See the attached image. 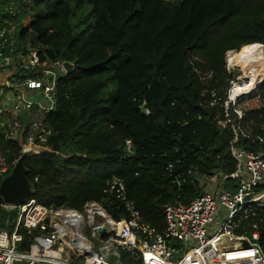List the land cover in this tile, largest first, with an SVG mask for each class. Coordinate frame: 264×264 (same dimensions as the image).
Returning <instances> with one entry per match:
<instances>
[{"label":"trees","instance_id":"obj_1","mask_svg":"<svg viewBox=\"0 0 264 264\" xmlns=\"http://www.w3.org/2000/svg\"><path fill=\"white\" fill-rule=\"evenodd\" d=\"M28 1L37 16L22 26L27 13L10 12L22 0H0V30L15 26L0 58L19 55L13 64L24 65L35 52L38 59L27 70L5 67L17 70L8 80L35 79L57 61L72 63L74 71L57 78L53 110L31 107L49 134L44 142L35 137L25 154L31 116L8 110L9 89L2 90L0 156L8 163L22 158L27 199L80 212L96 202L116 222L131 221V207L140 224L162 233L164 205L199 197V181L220 179L223 189L237 191L231 148L258 151L264 145L235 139L231 108L230 122L222 125L233 78L226 53L264 52V0ZM243 101L237 103L245 113L241 127L264 136V85ZM10 118L21 124L16 139L7 137L6 123L1 126ZM115 179L122 193L110 189ZM15 218V210L0 207V229L11 232ZM251 222L264 250V211L242 225ZM30 242L26 236L23 248ZM120 260L129 262L128 255L121 252Z\"/></svg>","mask_w":264,"mask_h":264},{"label":"built area","instance_id":"obj_2","mask_svg":"<svg viewBox=\"0 0 264 264\" xmlns=\"http://www.w3.org/2000/svg\"><path fill=\"white\" fill-rule=\"evenodd\" d=\"M10 12H15V9L11 8ZM11 26L8 23V28L0 30V49L7 44L6 35H13L9 32ZM18 58L19 55L0 59L3 60L0 73L4 72V66ZM8 59H12V63L7 62ZM27 63L15 64L24 70L37 67L35 52L27 56ZM61 63L53 62L35 79L21 83L9 81L11 85L6 81L0 88V96L3 89L13 87L21 92V97L24 89L34 91L42 99L41 102L46 104L48 101V105L25 101L23 97L21 100L16 94V111L30 110L34 105L40 113L53 110L56 80L65 74ZM232 80L223 105L226 120L222 125L230 122L231 108L236 116L232 122L235 139L242 136L251 143L264 145V136H252L241 127L245 113L237 108L241 98L251 93L256 96L258 88L233 96L239 85ZM4 123L8 125L7 137L18 138L21 124L10 119L2 122L1 126ZM37 123L30 125L32 133L26 137L21 150L23 154L32 150L35 137L39 142H44V137L49 134ZM126 147L130 150L129 141H126ZM231 155L236 162L232 176L238 181L237 191L231 193L223 189L220 179L212 183L199 181L202 190L199 197L187 203L176 199L164 205L165 228L162 233L140 224L137 213L131 207L132 220L116 222L96 202L86 203L81 212L65 206L45 207L32 198L16 205L0 204L7 211H16L13 230L0 229V264H264L257 223L251 222L247 227L242 225L264 211V150L231 148ZM19 158L8 163L0 156V184L10 175ZM115 187L118 188L117 193H122L123 185L119 180H113L110 189ZM96 219L101 221L97 222ZM102 227L104 231L99 233L97 230ZM239 229L242 232L237 233ZM85 231L89 237L83 235ZM26 236L30 237L31 242L23 248ZM90 239L98 242L96 248ZM121 252L128 255L129 262L120 260Z\"/></svg>","mask_w":264,"mask_h":264},{"label":"rangeland","instance_id":"obj_3","mask_svg":"<svg viewBox=\"0 0 264 264\" xmlns=\"http://www.w3.org/2000/svg\"><path fill=\"white\" fill-rule=\"evenodd\" d=\"M15 11H20L21 13H27V16L25 17V18H23L22 19V21H21V24H22V26H28L29 25V23L34 19V17H36L37 16V13L35 12V11H33L32 10V5H31V3L28 1V0H22V3H19L18 5H17V8H16V10ZM14 28H15V26H11V28L9 29V32H10V35H12V34H14V32L13 31H15L14 30ZM262 51H263V49H262ZM231 53L230 54H234V53H238V52H235V51H230ZM229 54V52H227L226 53V67L228 68V70L230 71V73L233 75V82L235 83V84H238L239 86H243V85H246L247 83H250L252 80H254V78L256 77V73L255 72H246V75H247V77L240 71V68L238 67V66H232V67H230L229 65H228V62H227V59H228V55ZM238 54H242L241 56H246L247 54H244V53H238ZM263 56H264V52H263ZM1 59V58H0ZM7 62L8 61H10L9 63H12V59H8V60H6ZM6 62V63H7ZM13 65H16V64H13L12 63V65L11 66H13ZM2 66H3V60H0V70H1V68H2ZM7 66H9V65H7ZM7 66H4V72L3 71H1V73H0V86L2 85V84H4L6 81H8L9 82V80H8V77H10V75L11 74H15V72L17 71L14 67H11L9 70H5V67H7ZM263 70H264V68H263ZM3 74V75H2ZM9 85H11V83L9 82ZM257 85V84H256ZM264 85V73H263V80L258 84V86H256L257 88H258V91L260 90V88L262 87ZM10 87V86H9ZM51 87V86H50ZM253 87H254V85H253ZM252 87V89H254ZM258 91H257V93H258ZM24 92V94H22V97H23V99L25 100V101H35V102H39V103H41L42 105H48V101L46 102V104H44V103H42L41 101H42V99L41 98H39V96L36 94V93H34V91H29V90H26V89H24V91H22V93ZM13 94H17V96H19L20 98H21V100H22V97H21V92H19L18 91V89L17 88H15V87H13V89H9L6 93H5V99H4V104L7 106V109L9 110V109H12L13 111H16V109H15V103H13L12 102V100H13ZM255 96V93L254 94H250L248 97H243V98H241L240 100H244V101H247V100H250L252 97H254ZM14 100H17V97L15 96V99ZM243 101V102H244ZM17 113L18 112H20V111H16ZM25 112H28L29 113V115L31 116L30 117V121L33 123V124H35V123H37L38 122V120L40 119L39 117H37L36 118V116H35V114H34V112H32V111H30V110H26ZM39 113H40V111H39ZM10 120L11 121H13L14 123H19L18 121H17V119H12V118H10ZM20 124V123H19ZM38 124V123H37ZM96 221L97 222H99V221H101V219H96ZM88 231V230H87ZM87 231H85L84 233H83V235L86 237H89L88 235H87ZM91 240V239H90ZM91 241H93L94 242V247L96 248L97 247V245H98V242H96V241H94V240H91Z\"/></svg>","mask_w":264,"mask_h":264},{"label":"water","instance_id":"obj_4","mask_svg":"<svg viewBox=\"0 0 264 264\" xmlns=\"http://www.w3.org/2000/svg\"><path fill=\"white\" fill-rule=\"evenodd\" d=\"M61 67L67 75L74 71V65L67 61L62 62ZM140 110L142 113H145V105H142ZM30 195L31 191L26 179V171L22 164V158H19L10 175L2 180L0 184V196L7 205H16L23 203ZM97 231L99 233L103 232L104 227L98 228Z\"/></svg>","mask_w":264,"mask_h":264},{"label":"bare ground","instance_id":"obj_5","mask_svg":"<svg viewBox=\"0 0 264 264\" xmlns=\"http://www.w3.org/2000/svg\"><path fill=\"white\" fill-rule=\"evenodd\" d=\"M227 59L228 65L230 67L232 66H238L240 68V71L247 77L246 72H255L256 77L254 80H252L250 83L236 87L233 96H239L244 93H248L252 90V87L255 88L260 80L263 79V73H264V56L263 51L259 50L256 53L250 54L249 56H241V54L234 53L233 55L230 54ZM84 244V243H83ZM227 245H230V243H226Z\"/></svg>","mask_w":264,"mask_h":264}]
</instances>
